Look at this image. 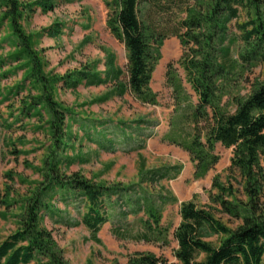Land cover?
I'll return each instance as SVG.
<instances>
[{
	"label": "trees",
	"instance_id": "trees-1",
	"mask_svg": "<svg viewBox=\"0 0 264 264\" xmlns=\"http://www.w3.org/2000/svg\"><path fill=\"white\" fill-rule=\"evenodd\" d=\"M177 1L178 6H183L179 10L185 16L171 24L169 34L177 36L182 45L183 53L176 64L184 76L182 80L173 65H167L166 82L172 88L173 117L170 130L162 140L188 153L195 164L197 178L217 163L215 144L232 148L230 171L240 177L245 198L244 201L237 198L232 184L225 186L217 179L213 181L212 188L217 191L213 201L220 206L221 213L238 223L234 228L215 218L212 209L200 208L192 202L182 203L180 223L173 233L177 243L174 257L177 264H264V79L250 80L253 70L264 65V0ZM51 2L39 0L26 5L21 0H0L1 19L8 21L16 38L17 51L10 59L24 60L23 81L30 82L36 90V95L28 93L20 100L13 122L33 117L42 122L43 111L47 115L45 125L51 143L46 148L41 168L37 169L41 181L33 183V189L23 196L8 199L6 192L0 201L7 209L17 205L20 210L15 232L0 242V264H67L51 231L42 225L43 216L60 215L55 211L54 201L66 206L82 204L85 211L81 222L93 235L108 221L137 217L143 233L136 240L144 242L165 239L161 210L174 202L173 198L149 195L146 190L138 191L133 186L95 184L78 172L67 174L60 169V164L66 160L60 154L67 148L63 140L67 138L69 111L54 99V88L56 84L75 88L83 81L97 86L104 80L90 71L80 72L70 79L44 73L43 63L33 49L31 37L25 34L21 20L33 8L51 10ZM145 2L110 0L106 3L109 10L106 24L127 53L124 87L141 103L155 105L156 95L149 84L159 61L160 47L167 37L160 28L168 23L156 27L151 18L144 21ZM241 11L246 16L243 23L238 22ZM233 20L242 42L237 58H233L229 48L235 41L228 36ZM53 32L59 34L60 29ZM2 64L0 61V68ZM109 72L114 79L121 76V71L112 66ZM241 82L249 85V92L233 95ZM184 84L188 85L190 93ZM23 89V83L8 89L4 100L17 96ZM223 98H227V103H223ZM228 104L232 105V111L228 110ZM141 122L138 126L143 124ZM12 125L0 119L1 127L9 129ZM137 128L131 134L141 138L144 131ZM94 141L99 140L94 138ZM100 141L106 143L103 137ZM114 142L118 143L116 139L111 141ZM134 143L133 150L143 148L142 141ZM171 171L172 168L166 167L147 171L145 181L155 183L170 178ZM60 218L55 222L68 224ZM213 236L217 238L216 243L206 240ZM128 264L168 263L154 255L138 253Z\"/></svg>",
	"mask_w": 264,
	"mask_h": 264
},
{
	"label": "rangeland",
	"instance_id": "rangeland-1",
	"mask_svg": "<svg viewBox=\"0 0 264 264\" xmlns=\"http://www.w3.org/2000/svg\"><path fill=\"white\" fill-rule=\"evenodd\" d=\"M36 1L39 0H21L26 5ZM109 1L52 0L51 10L44 12L41 8H33L24 14L21 25L25 34L31 37L33 49L47 75L70 79L80 72L90 71L104 80L97 86H89L83 81L75 88L63 84H56L54 88V99L69 111L67 138L63 140L67 148L60 154L66 160L60 164V169L67 174L78 172L87 180L106 187L133 186L138 191L146 190L149 195L173 198L174 202L164 205L161 210L165 239L156 242L136 240L143 231L138 218L132 216L122 221H108L93 235L81 222L85 211L82 204L66 206L60 201L53 203L61 218L47 214L43 216L42 225L51 231L67 264H128L138 253L177 264L174 257L177 243L173 233L180 223L181 204L192 202L200 208L212 209L215 218L234 228L238 223L221 213L220 206L214 203L217 191L212 184L215 179L225 186L232 184L237 198L244 201L242 181L237 173L230 171L232 148L215 144L217 163L197 178L194 176L195 164L188 153L162 140L170 130L173 117L172 88L166 82L167 65L171 63L182 80L184 76L176 64L183 53L182 45L177 36L169 34L171 24L185 16L179 10L183 6H178L177 0H146L143 4L146 9L144 21L151 18L156 27L168 23L160 28L167 37L160 47L159 61L149 84L151 92L156 95V104L149 105L141 103L124 87L127 53L107 27L109 10L106 3ZM2 14L0 8V61H3L0 68V119L13 125L9 129L0 126V201L6 192L9 193L8 199L23 196L41 181L37 169L41 168L46 148L51 144L45 125L47 115L43 111L42 122L34 117L13 122L18 115L20 100L28 93L36 95V90L30 82L23 81L24 60L10 59L17 51L16 38L8 21L1 19ZM245 21V12L241 11L238 22ZM228 28V36L233 41L235 39L229 45L230 52L233 58H237L242 42L238 39L234 20ZM55 29H60V33L55 34ZM111 66L121 71L118 80L109 72ZM257 77L264 79V65L253 70L250 80ZM19 83H23V91L4 100L7 90ZM184 87L190 93L188 85L184 84ZM248 92L249 85L241 82L232 94L242 96ZM226 99L223 98V103H227ZM227 108L233 110L230 104ZM138 122L143 124L138 126ZM136 127L144 131L141 138L131 134ZM101 137L106 143L100 141ZM129 137L131 141L127 139ZM114 139L117 144L111 143ZM134 141H142L143 148L133 150ZM163 167L172 168L170 178L155 183L145 181L147 171ZM19 212L17 205L7 209L0 204V242L15 232ZM59 218L68 224L55 222ZM216 239L213 236L206 240L216 243Z\"/></svg>",
	"mask_w": 264,
	"mask_h": 264
}]
</instances>
